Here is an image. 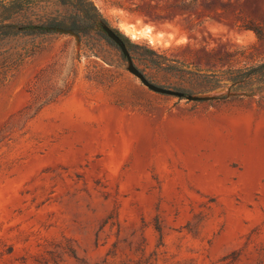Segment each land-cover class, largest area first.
Segmentation results:
<instances>
[{"label":"rangeland","instance_id":"obj_1","mask_svg":"<svg viewBox=\"0 0 264 264\" xmlns=\"http://www.w3.org/2000/svg\"><path fill=\"white\" fill-rule=\"evenodd\" d=\"M91 1L150 83L210 99L149 91L98 28L0 43V264H264V99L211 91L264 57L237 26L264 0Z\"/></svg>","mask_w":264,"mask_h":264},{"label":"trees","instance_id":"obj_2","mask_svg":"<svg viewBox=\"0 0 264 264\" xmlns=\"http://www.w3.org/2000/svg\"><path fill=\"white\" fill-rule=\"evenodd\" d=\"M52 1H56L62 6L73 5L74 21L70 26L64 27L59 24H50V21H46V23L24 21L27 18V14L31 10L37 9L40 2L49 3ZM212 4L213 2L208 5ZM173 5L205 4L200 0H176ZM242 12L244 11H240V14ZM247 15L237 16V23L241 22L237 26L252 32L257 42L264 46V5H258L255 12ZM77 20L80 21L81 25L75 24ZM101 22L105 23L91 0H0V43L6 42L16 35L30 36L55 33L51 28L70 29L78 34L82 32L83 27L100 29ZM118 36L125 43L126 38ZM219 74L214 76V81L211 83V91L225 88L226 92L216 97V99L243 96L264 99V57L251 65H245L240 68L230 67L226 71H220Z\"/></svg>","mask_w":264,"mask_h":264},{"label":"water","instance_id":"obj_3","mask_svg":"<svg viewBox=\"0 0 264 264\" xmlns=\"http://www.w3.org/2000/svg\"><path fill=\"white\" fill-rule=\"evenodd\" d=\"M100 29L101 31L106 35V37L119 49L121 55L125 58L127 62V71L135 77L144 87H146L149 91L160 94V95H166L170 97H176L178 99H185L187 101L191 102H199V101H206L210 98L208 97H202V96H192V95H186L183 92L175 91L166 89L157 85H154L150 83L145 76L133 65L131 56L129 54V51L123 42V40L115 33L114 30H112L110 27H108L105 23H100ZM51 30H54L56 33L60 34H75L70 29H64V28H51Z\"/></svg>","mask_w":264,"mask_h":264},{"label":"bare ground","instance_id":"obj_4","mask_svg":"<svg viewBox=\"0 0 264 264\" xmlns=\"http://www.w3.org/2000/svg\"><path fill=\"white\" fill-rule=\"evenodd\" d=\"M139 33H141V32H139ZM143 34H146L149 37V39H153L152 35L149 33V31H144Z\"/></svg>","mask_w":264,"mask_h":264},{"label":"crops","instance_id":"obj_5","mask_svg":"<svg viewBox=\"0 0 264 264\" xmlns=\"http://www.w3.org/2000/svg\"><path fill=\"white\" fill-rule=\"evenodd\" d=\"M144 32V31H143Z\"/></svg>","mask_w":264,"mask_h":264}]
</instances>
